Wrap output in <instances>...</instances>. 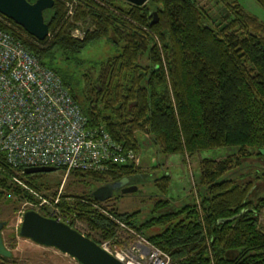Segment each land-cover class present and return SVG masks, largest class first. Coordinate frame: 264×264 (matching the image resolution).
Segmentation results:
<instances>
[{"label": "trees", "instance_id": "1", "mask_svg": "<svg viewBox=\"0 0 264 264\" xmlns=\"http://www.w3.org/2000/svg\"><path fill=\"white\" fill-rule=\"evenodd\" d=\"M117 1L53 0V7L42 13L48 27L42 41L2 15L0 29L15 34L40 64L60 77L89 125H102L124 146L138 152L137 134L144 132L163 154L185 157L236 146V156L202 158L195 196L181 203L157 200L151 216L137 224L130 220L134 212L119 213L112 205L96 208L93 203L101 201L91 191L63 193L56 204L60 214H50L46 207L38 211L61 215L74 228L76 220L82 221L87 230L76 229L100 244L119 236L118 224L104 210L165 251L168 264H264V194L255 195L252 179L237 181L229 174L250 154L264 159V23L236 0H216L223 11L213 19L196 0H147L141 6ZM255 1L264 10V0ZM69 4L71 17L66 16ZM45 11H50L47 18ZM78 23L82 38L71 36ZM100 39L112 42L116 53L92 67L95 77L86 76L82 85L73 71L81 66L78 55ZM138 167L119 164L106 173L70 172L97 185L124 176L135 183ZM13 172L0 152V187L18 199H32L13 183ZM34 174L23 173L22 178L36 192L47 190L49 185L37 184ZM256 177H264V169ZM167 181L165 175L158 177L155 186L165 191ZM154 227L156 231L144 234ZM2 259L0 264H6L8 257Z\"/></svg>", "mask_w": 264, "mask_h": 264}, {"label": "built area", "instance_id": "2", "mask_svg": "<svg viewBox=\"0 0 264 264\" xmlns=\"http://www.w3.org/2000/svg\"><path fill=\"white\" fill-rule=\"evenodd\" d=\"M67 8L66 16L71 17L72 4ZM71 36L80 38L74 33ZM0 152L14 171L10 175L13 183L37 197V202H25L36 210L52 207L59 195L50 201L30 188L22 180L25 167L54 166L66 174L72 170L106 173L115 165L135 166L140 160L138 152L114 140L102 125H89L60 77L40 64L15 34L2 29ZM103 212L118 224L119 236L101 241L102 248L124 264L169 263L165 251L124 221Z\"/></svg>", "mask_w": 264, "mask_h": 264}, {"label": "rangeland", "instance_id": "3", "mask_svg": "<svg viewBox=\"0 0 264 264\" xmlns=\"http://www.w3.org/2000/svg\"><path fill=\"white\" fill-rule=\"evenodd\" d=\"M119 1L117 2L119 3ZM236 2L249 15L256 17L258 21L264 23V10L255 0H236ZM196 3L206 10L211 19L217 18L223 11V6L216 2V0H196ZM49 12L45 11V18L48 17ZM77 25L76 30L78 33L76 34L74 30L71 33L82 38V27L80 23ZM116 50V46L107 39H100L88 44L78 55L81 66L78 68L70 66L74 69L76 79L82 85L86 84V76L89 75V79H93L95 75L92 67L97 68L99 63L103 62L108 56L116 53ZM57 55L60 62H63V56L60 54ZM63 66H66L65 63H63ZM137 135L139 140L138 155L140 161L138 163V170L140 171V178L137 176L133 178V181L137 185V190L125 194H121L116 190L109 199L101 201L100 204H95V207H99L100 210L101 208L106 209L112 205L119 213L134 212L130 220L136 224L151 216L153 204L157 200L169 199L174 203H181L195 196L194 190L196 186L194 181L197 182L199 179V164L202 158L218 159L228 155L236 156V146L207 148L185 157L179 152L163 154L157 150L156 145L147 134L138 132ZM239 161V164L231 168L229 174L237 181L252 179L255 184L254 187L257 190L255 195H263L264 177L255 178V175L264 169L263 157L261 155L250 154L249 156L241 158ZM35 174L37 175V184L49 185L47 190H42L38 193L50 201L57 195H59V201L63 193L67 195L81 194L90 192L98 186L87 180H79L71 172L66 174L62 168ZM164 175L168 177V184L165 191L160 186H155L156 179ZM22 180L25 181L24 179ZM59 183L60 185L57 187ZM0 190L2 191L0 194V198H2L0 199V220H4L6 223L2 229V236L5 245L11 250V256L8 257V260H5L6 264H77L73 258L61 253L57 249L44 247L29 239L18 236L16 234L18 211L22 208H27L28 204L25 203L26 200L18 199L17 196L6 189L0 187ZM29 201L37 202L38 199L32 195V199H29ZM57 202L52 207L47 205L48 208L46 207V211L50 214H60V210L56 206ZM75 227L81 231L87 230L85 224L79 220L75 221ZM156 230L157 228L155 227L144 230V234H149Z\"/></svg>", "mask_w": 264, "mask_h": 264}, {"label": "water", "instance_id": "4", "mask_svg": "<svg viewBox=\"0 0 264 264\" xmlns=\"http://www.w3.org/2000/svg\"><path fill=\"white\" fill-rule=\"evenodd\" d=\"M124 1L141 6L147 0ZM53 4V0H35L33 3L27 0H0V15L11 20L35 40L42 41L48 34V27L42 13L44 10L51 9ZM55 169L54 166L39 165L25 167L24 172L33 174ZM116 190L121 194L130 193L137 190V185L124 176L117 181L96 186L92 189L91 195L98 201H104L109 199ZM5 225V221L1 220L0 255L10 257L11 250L5 247L2 236ZM16 234L38 245L57 249L73 258L77 264H124L78 229L56 217L44 216L34 208L27 207L18 211Z\"/></svg>", "mask_w": 264, "mask_h": 264}, {"label": "flooded vegetation", "instance_id": "5", "mask_svg": "<svg viewBox=\"0 0 264 264\" xmlns=\"http://www.w3.org/2000/svg\"><path fill=\"white\" fill-rule=\"evenodd\" d=\"M0 221H1V220H0ZM4 245H5V243H4ZM5 247H7V246L5 245ZM7 248H8V247H7ZM2 257H3V256L0 255V261L3 260Z\"/></svg>", "mask_w": 264, "mask_h": 264}, {"label": "crops", "instance_id": "6", "mask_svg": "<svg viewBox=\"0 0 264 264\" xmlns=\"http://www.w3.org/2000/svg\"><path fill=\"white\" fill-rule=\"evenodd\" d=\"M140 161V160H139Z\"/></svg>", "mask_w": 264, "mask_h": 264}]
</instances>
